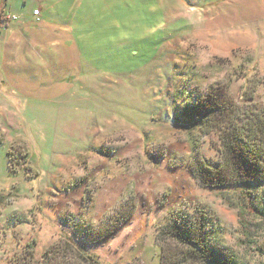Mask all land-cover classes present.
I'll return each instance as SVG.
<instances>
[{"label": "rangeland", "instance_id": "374dc122", "mask_svg": "<svg viewBox=\"0 0 264 264\" xmlns=\"http://www.w3.org/2000/svg\"><path fill=\"white\" fill-rule=\"evenodd\" d=\"M11 2L20 15V0ZM231 5L242 17L264 0H61L79 59L70 93L39 103L0 85V264L34 240L39 260L75 238L73 227L95 238L127 199L136 210L118 230L78 241L106 264H159V228L197 208L219 218L242 258L264 264V224L252 208H263L264 182L201 185L194 148L213 164L219 132L179 120L188 101L228 81L237 102L258 83L264 104V22L227 27ZM207 17L221 26L209 28Z\"/></svg>", "mask_w": 264, "mask_h": 264}, {"label": "trees", "instance_id": "16d2710c", "mask_svg": "<svg viewBox=\"0 0 264 264\" xmlns=\"http://www.w3.org/2000/svg\"><path fill=\"white\" fill-rule=\"evenodd\" d=\"M0 19L5 20L1 11ZM230 86L231 81L210 87L205 95L199 94L195 99L188 101L181 109L179 117L184 125H199L206 134L215 129L219 132V157L213 164L201 154L197 144L194 148L195 157L191 163V171L205 187L264 182V104L256 100L258 83L246 89L242 95L244 102L235 101ZM6 200L0 193V207L7 204ZM247 205L249 206L248 203ZM252 208L254 215L261 216V222L264 224V204L263 208L252 204ZM239 209L240 215H243L245 208ZM135 210L134 201L127 199L119 208L116 217L98 230L95 238L90 239L89 235H86L87 232L80 227H73L75 238L65 237L52 244L39 260L34 257V240L26 245L24 252L13 257L10 262L106 264L98 255L80 246L79 239L92 243L109 236L118 230ZM155 241L160 246L159 264H252L227 243L219 218L205 208H197L193 213L184 209L172 212L165 225L159 228Z\"/></svg>", "mask_w": 264, "mask_h": 264}, {"label": "crops", "instance_id": "0c3cea01", "mask_svg": "<svg viewBox=\"0 0 264 264\" xmlns=\"http://www.w3.org/2000/svg\"><path fill=\"white\" fill-rule=\"evenodd\" d=\"M60 2L20 0L18 6L23 8L20 15L11 11V0L0 3L6 22L0 28V85L6 96L52 104L60 95L70 93L79 59L71 53L76 50L73 26L67 21H59L69 17H63L65 9ZM36 9L39 10L37 16L33 15ZM240 14V8L231 5L225 17L226 26L236 28L244 26V22L247 25L264 22L262 8L248 10L242 17ZM205 20L209 28L221 26H213L215 19L211 17Z\"/></svg>", "mask_w": 264, "mask_h": 264}, {"label": "built area", "instance_id": "2783aa9c", "mask_svg": "<svg viewBox=\"0 0 264 264\" xmlns=\"http://www.w3.org/2000/svg\"><path fill=\"white\" fill-rule=\"evenodd\" d=\"M38 14H39V10L38 9H36V10L33 11V15H36L37 16ZM12 19H15V17H12Z\"/></svg>", "mask_w": 264, "mask_h": 264}]
</instances>
